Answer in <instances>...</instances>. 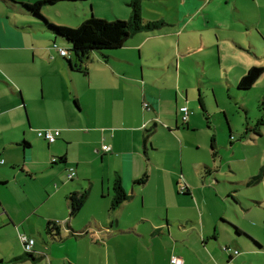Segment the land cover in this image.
<instances>
[{
	"label": "rangeland",
	"instance_id": "obj_1",
	"mask_svg": "<svg viewBox=\"0 0 264 264\" xmlns=\"http://www.w3.org/2000/svg\"><path fill=\"white\" fill-rule=\"evenodd\" d=\"M15 1L35 2L37 0ZM128 1L64 0L45 5L43 13L56 25L78 27L92 15L107 20L129 19L131 7L127 4ZM0 6H2L0 7V27L2 26L0 31L5 30L6 24L8 30L11 28L18 32L16 39L20 43H30L32 48V51L23 48L0 50V57L9 63L3 68L14 75L17 71L16 61L21 60L24 68H32L34 71L36 69L37 73L46 80L45 83H51L50 92L47 94V88L44 91L42 77L40 78V83H37L32 90L30 106L27 109L29 117L32 113L38 121L47 125L76 124L79 123L80 116L88 127L90 117L87 111L84 109L78 114L79 110L74 103L75 86L79 89L82 98L90 96L89 78L92 80L91 84H94L102 77V74H111L110 71H104V63H102L106 60L104 55L111 54V57H114L117 54L122 58L126 56L136 63L140 60L136 45L146 33H150V40L142 51L140 62L158 67L156 72L159 73V77L148 79L159 86L170 85L176 75L173 95L168 97L165 108L170 118L166 120L171 121L169 123L173 135L167 133L169 132L166 127L167 121L160 120V125L150 137L153 148L160 151L153 153L154 165L144 162L150 179L146 184L133 185L131 182L129 194L134 187L140 192L122 209V221L136 222L142 219L141 217L157 220L159 217L166 216L168 212L170 215L174 213L184 216L192 215V211L186 208L187 201L183 197H177V193L172 195L169 193V190L174 187L180 191V186L186 184L191 188L195 187L198 195L207 196L213 206H217L218 203L224 213L227 209L228 212L225 214L227 218L224 219L235 226L239 223L250 230L262 241L264 249L263 226H261L262 229L259 226H253L264 218V202L263 205L258 204L259 201H264V175L258 184L247 185L245 182L252 175L259 174L261 167L264 166V127L261 137L257 139L246 141V137L240 138L248 126L254 125L257 119L264 115V109L261 108L264 107L261 104L264 97V74L247 90L239 89L237 82L250 67H264V0H197V2L194 0H142L143 17L146 20L163 22L162 26L152 32L144 31L136 34L129 40V46L123 49L105 50L102 53L92 52L90 57L82 62L83 67L88 68L89 75L70 71L58 49L53 47V33L40 25L42 20L27 13H12L10 16L7 5L5 7L1 0ZM186 18L191 20V23L185 24L183 21ZM9 34L13 33L9 32ZM56 43L59 48L69 50L72 46L62 38H58ZM34 46L40 48H34ZM35 51L37 54L33 62ZM70 53L75 60V53L72 51ZM71 74L74 76V82L70 77ZM144 81V89L147 90L149 82L146 78ZM132 83L142 94V82L139 80ZM1 86L9 93V86L5 84ZM180 87L183 92L185 88H189V99L186 105L190 111L194 112L190 117L188 128L182 123L184 122L183 113L178 112L175 104V92H178L180 101L185 100V94L180 93ZM91 118L96 124L93 115ZM176 118L179 126L175 125ZM230 129L233 138L230 137ZM212 139L217 151L215 157L212 151ZM43 142L47 144L44 140ZM43 142L37 140L32 154L40 155L45 152ZM57 142L60 143L59 146L66 144L62 139ZM60 150L65 151L62 147ZM73 153L74 156L80 153V156L91 162V164L81 165L82 174L76 181H81L85 189L90 186V183L83 178L84 171H92L94 175L99 176L111 167L117 168L113 160H108V157L103 161L96 149L90 154L88 148L79 145V149L75 146L74 150L69 152V154ZM203 164L210 165L219 171L217 179L223 186L220 187L225 192L227 202L223 203L222 199L218 201L208 189L203 190L206 185L213 187L212 182L204 183L203 178L207 179L209 176L205 174L204 168L203 171L200 169ZM53 166L48 165L49 169H54L53 173L45 169L43 172L39 171L38 176L35 175L34 178L23 172L22 178L25 179L21 187L17 185L18 190L15 193L7 188L0 193L2 201L10 205L13 204L16 196L20 200L19 209L22 212L30 202L43 201L35 212L38 211L41 216L38 229L44 236H46L44 226L48 218H44L43 215L47 216L52 212L66 209L68 216L67 205L63 206L52 198L46 200V189L54 190L52 174L59 173V167L64 165L54 164ZM63 172L62 179L66 180L65 167ZM177 181L181 182L180 185L176 183ZM98 187V182L93 184L90 199L74 218L77 229H81L80 225H85L95 214L104 218L108 216L110 208H99L96 205V202H107L105 201L107 197L102 200L95 195ZM225 189H231V191L237 189V191L227 196ZM242 206L250 208L245 209ZM236 215H244V219H239ZM145 226V228L149 227L147 224ZM233 232L236 233L234 228ZM64 234L67 235V233ZM69 235L63 242L54 243L52 252L60 255L70 251L78 255L81 264H100L105 258L106 249H100V245L97 244L99 246L97 247L78 240L79 236ZM15 236L16 234L7 227L0 230V264H65L61 260L51 262L50 256L56 257L54 253L34 262L18 260L16 257L25 254L26 251L20 239ZM35 238H37V247H45L38 234H35ZM239 239L243 243L253 244L246 236ZM48 240L50 242L49 238ZM36 250L47 252L44 248L41 250L36 248ZM239 250L242 251V248ZM237 253V250L233 251L236 257L239 256ZM246 260L254 264H264V251L246 256Z\"/></svg>",
	"mask_w": 264,
	"mask_h": 264
},
{
	"label": "crops",
	"instance_id": "obj_2",
	"mask_svg": "<svg viewBox=\"0 0 264 264\" xmlns=\"http://www.w3.org/2000/svg\"><path fill=\"white\" fill-rule=\"evenodd\" d=\"M194 1L197 2V0ZM2 3L4 2L2 1ZM4 5L6 7L7 4L4 3ZM7 7L10 16L12 13H26L19 7H12L10 5H7ZM179 21L182 22V20ZM183 22L189 24L191 20L186 18ZM17 27L21 28L20 26ZM4 29V31H0V50L23 48L32 51L30 43H20L16 39L18 32L11 28L8 30L6 24ZM152 31L154 30L145 31V33ZM9 32L13 34L11 35ZM150 37V33H146L143 39L136 45L140 60L142 58V51L150 40ZM57 40H55V43ZM129 40L126 45L121 47L122 49L129 46ZM53 47L56 48L54 44ZM34 48L40 47L34 46ZM57 49L60 54L59 48ZM36 54L35 51L33 53V62ZM70 55L72 54L69 53L67 56L74 62L75 60ZM60 56L62 55L60 54ZM105 56L107 59L102 62L104 63V71H110L111 74H102L99 80L95 83L93 82L94 84H91L92 80L89 78L90 96L82 98L76 86L74 90V103L79 110L78 114L85 109L88 117H90L88 127L80 119V116L78 118L79 123L60 126L44 124L38 121L36 116H32V113H30L29 117L27 109L30 106V96L32 90H34V86L40 83V78L42 77L43 89L46 91L47 88L48 94L51 83H45L46 80L37 73L36 69L34 71L32 68H24L21 60L16 61V73L14 75L9 74L3 68L4 65L6 66L9 63L0 57V84L9 86L10 90L8 93L0 85V193L6 188L15 193L18 190L17 185L21 187L22 181L25 179L22 178L23 172L34 178L35 175L38 176L39 171L43 172L45 169L53 173L54 169H49L48 165L54 167V164H63L64 166L59 167L60 172L51 176L52 180H54V190L51 188L46 189V200L52 198L53 201L61 203L63 206H68V216L66 209L52 212L47 216L43 215L44 218H48L44 226V233L50 239V243L48 238L38 229L41 216L38 211L35 212L43 204V201L30 202L28 207L22 212L19 209L20 200L16 196L12 205L2 201L0 197V230L7 227L12 233L16 234L15 237L20 239L22 245V234L35 240L33 251L29 253L34 258L26 254L28 252L16 258L18 260L24 259L34 262L47 257L48 254L52 255L54 253L52 252L54 243L63 242L70 234L79 236L78 240L86 241L95 246L98 244L100 247H97L100 249H106L107 257L105 250V258L101 260L100 264H232L233 262L237 264H254L252 261L246 260V256L257 254L261 250L264 251L262 241L241 224L235 222L238 225L235 226L230 221L224 219L226 217L225 214L228 212L227 209L224 213L218 203L216 204L217 206H213L207 196L198 195V190L195 187L191 188L186 184L182 185L185 187L184 190L180 186L181 192L177 187H174L172 190H169V193L170 195L177 193V197H183L187 201L186 208L192 211V215L184 216L183 214L175 213L170 215L168 212L166 216L159 217L157 220L141 217L142 219L136 222L122 221V209L131 200H134L140 192L138 189H134V187L131 190L132 193L129 194L131 182L133 185L146 184L150 179L144 162L147 161L154 165L153 153L160 151L153 148L150 137L160 125V120L167 121L166 119H170L168 110L165 108L168 97L173 95V83L176 80V75H174L170 85L159 86L153 80L148 79L159 77V73L156 72L158 71V67L141 63L140 60L134 63L130 61L129 57L124 56L122 58L117 54L114 57H111V54H106ZM69 69L73 72L70 67ZM137 70L138 73H136ZM151 72L152 75H150ZM226 72L228 73V70ZM70 77L74 82L73 74ZM145 78L149 82L147 90L144 89L143 85ZM48 80L50 81V79ZM139 80L142 82V94L138 92L137 86L132 83L133 81L139 82ZM180 90L181 94H185V100L183 102L180 101L178 92H175V104L178 112L181 113L180 107L187 106L186 101L189 99V88H185L183 92L180 87ZM145 103L148 104L147 108L144 107ZM192 112L191 110L188 120L182 122L186 125V128L190 126V117L194 114ZM92 115L96 124H94L91 118ZM175 120V125L179 126L177 118ZM169 122L171 121L169 120ZM169 122L167 121V125L165 124L169 131L167 133L173 135ZM46 130H59V134L52 140L45 136ZM257 137L261 136L252 133V136L245 140H254ZM60 139L66 142L64 146H59L60 143L57 141ZM37 140L41 142L44 140L47 143L45 145L43 142L45 152L40 155L32 154ZM25 142H28V144H25ZM79 145L88 148L90 154L96 149V152L101 155L103 161L108 157V160H113L118 169L111 167L99 176L94 175L92 171H84L83 178L90 183V186L85 189L81 181H76L79 180L78 176L82 174L81 165L91 164V162L80 156V153L77 156H74V153L69 154L70 151L74 150L75 146L79 149ZM104 145L111 146V149H103ZM61 147L65 150L64 152L60 150ZM212 151L215 157L213 147ZM2 159L3 162H1ZM64 167L65 172H67L66 180L62 179ZM203 168L205 174L210 177L207 179L204 177V183L211 184L212 182L211 185L213 186L206 185L203 187V190L206 191L208 189L210 194L214 195L218 201L222 199L223 203L227 202L225 200V192L220 187L222 185L219 184L220 180L217 179L219 171L207 164L201 165L200 169L202 171ZM261 169L264 171V166ZM180 170L182 171V168ZM71 172H74V175L70 177ZM144 175H147L145 183H138L137 180H140ZM117 177L120 178L128 194V198L117 208L112 209V201L115 194L113 186L114 180ZM252 177L253 175L245 181L247 185H255L262 180L249 183ZM96 182H98L99 187L95 195L102 200L107 197L105 200L107 202H96V205L99 208H110L111 210L106 218L103 216H99V218L95 214L85 225H80L79 228L81 229H77L74 218L90 199L93 184ZM176 183L180 185L181 182L177 181ZM240 183H244V181H240ZM225 190L227 196L231 192L236 193L237 191V189L233 191L231 189ZM82 192H87V197L79 212L72 216L69 196L71 193L80 194ZM263 202L261 200L258 204L263 205ZM242 207L245 208L246 206ZM236 216L239 219H244V215ZM50 221H55V224L59 227L61 237L56 238L53 236L52 232L54 231L48 228ZM145 224L149 225V227L145 228ZM253 226H259L260 228L263 226L264 229V218L258 221V223L253 224ZM233 228L236 230V233L233 232ZM64 233H67V235ZM35 234H38L42 238L45 245L43 248L47 252L36 250V248L39 250L43 248L37 247ZM242 236H246L253 244L243 243L240 240L241 238L239 239ZM232 247L238 248L234 249ZM239 248H242V251ZM234 250L238 251V257L234 256ZM50 259L51 262L61 260L65 264H81L78 255H74L70 251L56 255V257L50 256ZM48 261L50 262V260Z\"/></svg>",
	"mask_w": 264,
	"mask_h": 264
},
{
	"label": "trees",
	"instance_id": "obj_3",
	"mask_svg": "<svg viewBox=\"0 0 264 264\" xmlns=\"http://www.w3.org/2000/svg\"><path fill=\"white\" fill-rule=\"evenodd\" d=\"M5 4L12 7H19L22 11L36 16L42 24L43 28L53 33L54 36V46L59 48L55 43V40L62 38L69 43H71L70 50L67 49L68 54L70 51L75 53V61L69 58L67 55L64 56V60L67 62L68 66L73 71L81 72L85 75H89V70L87 67H83L82 62L90 57L92 52H103L105 50L118 49L126 45L128 40L138 32L151 31L159 29L163 22L146 20L142 14V0H129L127 4L131 7V16L129 19H116L107 20L103 18H97L91 16L85 19L82 24L78 27H70L66 25H56L51 22L43 13V7L48 4H55L64 0H37L35 2H18L15 0H1ZM67 1H82V0H67ZM19 5V6H17ZM35 17V18H36ZM66 49V48H64ZM105 56V55H104ZM107 59V57L105 56ZM80 62V63H79ZM264 74L263 66H252L248 71L241 77L238 82V87L241 90L250 89L256 81ZM261 104L264 106V97L262 98ZM264 109V107H261ZM260 108V109H261ZM264 127V115L257 119L254 125L247 127L246 131L240 135L241 139L246 137L249 138L253 134L258 136L262 135V128ZM230 137L233 138L231 129L229 130ZM212 147L214 149V154L216 156V147L214 139H212ZM28 144V142H25ZM263 177V170L255 176H253L249 183L259 182ZM147 175H144L138 183H145ZM114 198L112 201V209L117 208L125 199L128 198V194L124 189L121 180L117 177L114 180ZM87 197V192L82 193H71L69 196V201L71 204V215H76L85 198ZM54 225V226H53ZM48 228L53 230L54 237H61L59 227L55 224V221H50L48 223ZM259 245V244H257ZM260 247V245H259ZM34 258L33 255L26 253Z\"/></svg>",
	"mask_w": 264,
	"mask_h": 264
},
{
	"label": "built area",
	"instance_id": "obj_4",
	"mask_svg": "<svg viewBox=\"0 0 264 264\" xmlns=\"http://www.w3.org/2000/svg\"><path fill=\"white\" fill-rule=\"evenodd\" d=\"M59 51L62 55H67L68 54V51L67 49H64V48H59ZM144 107H148V104L145 103L144 104ZM180 110L181 112L183 113V121L186 122L188 120V117L190 115V109L188 108V106H181L180 107ZM59 134V130H46L45 131V136L49 139H54V137ZM103 149L105 150H110L111 149V146L109 145H104L103 146ZM1 162H3V159L1 160ZM74 175V172H71L70 174V177ZM185 187H182L181 189L184 190ZM21 240H22V243H23V247L25 248V251L28 252V253H32L33 251V245L35 243V240L31 237H28L27 235L25 234H22L21 235ZM175 261V259H174Z\"/></svg>",
	"mask_w": 264,
	"mask_h": 264
}]
</instances>
